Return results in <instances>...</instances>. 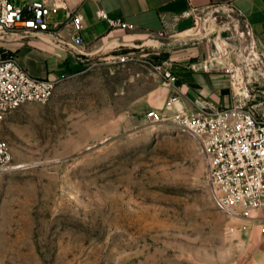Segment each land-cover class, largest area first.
I'll use <instances>...</instances> for the list:
<instances>
[{
    "label": "rangeland",
    "instance_id": "rangeland-1",
    "mask_svg": "<svg viewBox=\"0 0 264 264\" xmlns=\"http://www.w3.org/2000/svg\"><path fill=\"white\" fill-rule=\"evenodd\" d=\"M114 28L88 50L85 71L0 128L13 153L0 183V264H264V209H219L197 139L145 118L171 114L165 79L147 62L111 60L221 57L264 101V45L252 49L227 5L184 32Z\"/></svg>",
    "mask_w": 264,
    "mask_h": 264
},
{
    "label": "built area",
    "instance_id": "built-area-1",
    "mask_svg": "<svg viewBox=\"0 0 264 264\" xmlns=\"http://www.w3.org/2000/svg\"><path fill=\"white\" fill-rule=\"evenodd\" d=\"M59 8V4L50 5L47 0H0V128L8 115L22 105L48 101L63 81L62 76L32 75L16 53L3 49L2 42L52 33L54 39L62 43L60 35L53 31L59 22L52 24L49 21V14L57 13ZM203 10L191 6L180 16L193 17L197 22ZM99 14L108 19L112 27L133 28L121 18H111L100 11ZM68 18L74 29L73 42L67 44L68 49L71 53L83 55L85 52L80 48L84 44L83 15L68 13ZM243 21V33L255 49L260 46V41L251 23L247 19ZM133 54L134 51L115 54L111 60L121 64L147 62L173 88L166 106L172 113L165 115L162 111L151 109L146 112L145 118L149 123L170 121L197 139L206 159L207 179L216 206L224 212L246 216L264 209V101H257L250 94L239 75L240 68L222 62L213 66L221 68L231 77L235 99L231 105L215 107L202 100L200 104L194 102L192 107H187L182 103V98L187 97V86L185 83L178 84L179 77L171 68ZM12 167L10 143L0 135V183Z\"/></svg>",
    "mask_w": 264,
    "mask_h": 264
},
{
    "label": "crops",
    "instance_id": "crops-1",
    "mask_svg": "<svg viewBox=\"0 0 264 264\" xmlns=\"http://www.w3.org/2000/svg\"><path fill=\"white\" fill-rule=\"evenodd\" d=\"M17 2L24 0H15ZM52 5H60L57 13L49 14L52 24L59 22L53 31L57 32L62 40L58 43L52 33H45L41 37H31L20 41H3V49L16 53L28 71L40 77L71 78L85 71L88 55L93 47L102 39L119 29L112 27L105 17L121 18L133 28L149 33H161L166 30L184 32L191 29L196 22L193 17L180 15L197 6L202 9L227 5L236 11L242 19H247L259 41L264 45V0H47ZM78 12L83 15L84 29L82 36L84 44L80 48L83 55L71 53L67 44L73 42L74 29L68 18V13ZM216 64L225 59H215ZM213 60H170L167 66L179 77L178 84L185 83L187 97L182 103L187 107L208 101L215 107H225L234 102L231 89V77L221 68L209 65ZM166 65V64H165ZM169 92L173 88L169 85ZM170 113L172 111L169 110Z\"/></svg>",
    "mask_w": 264,
    "mask_h": 264
},
{
    "label": "water",
    "instance_id": "water-1",
    "mask_svg": "<svg viewBox=\"0 0 264 264\" xmlns=\"http://www.w3.org/2000/svg\"><path fill=\"white\" fill-rule=\"evenodd\" d=\"M228 35H229L228 31L227 30H223V31H221L219 33L218 37H220L222 39H227L226 36H228ZM240 35H242V34L240 33Z\"/></svg>",
    "mask_w": 264,
    "mask_h": 264
}]
</instances>
